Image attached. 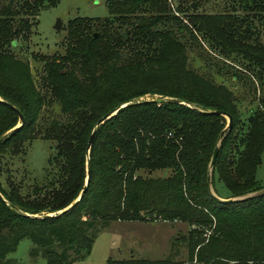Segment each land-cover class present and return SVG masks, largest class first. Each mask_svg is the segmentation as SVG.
Here are the masks:
<instances>
[{
	"label": "trees",
	"instance_id": "trees-1",
	"mask_svg": "<svg viewBox=\"0 0 264 264\" xmlns=\"http://www.w3.org/2000/svg\"><path fill=\"white\" fill-rule=\"evenodd\" d=\"M44 1L0 3V264H17L6 255L22 237L31 257L73 262L112 219L184 221L187 256L106 264H264V194L222 202L206 183L219 138L213 192L230 197L264 186L255 176L264 148V0H225V12H189L187 24L166 0H105L107 16L67 20L63 51L37 57V81L9 47L27 38L28 15ZM190 5L178 0L176 8ZM186 37L247 70L259 91L255 108L242 114L230 88L188 66ZM52 104L60 116L42 117ZM11 105L23 117L16 127ZM211 109L230 116L226 130ZM37 136L52 140V150L41 177L30 179L12 163Z\"/></svg>",
	"mask_w": 264,
	"mask_h": 264
},
{
	"label": "rangeland",
	"instance_id": "rangeland-1",
	"mask_svg": "<svg viewBox=\"0 0 264 264\" xmlns=\"http://www.w3.org/2000/svg\"><path fill=\"white\" fill-rule=\"evenodd\" d=\"M6 1L0 0V3ZM166 2L172 12L186 24V14L189 12H225V0H189L190 4L194 3V6L190 5L188 9L183 7V10L176 8L178 0H166ZM107 14L105 0H54V3L45 0L38 10L28 15L31 25L27 38H19L17 44L9 47V50L28 61L32 75L38 81L40 61L37 57L63 51L62 42L68 19L74 17L103 18ZM56 18L60 20L59 31L53 27ZM181 34L186 36L184 30ZM188 38L185 39L188 66L198 73H203L212 81L223 83L230 88L242 114H245L249 108H255L259 91L254 80L252 86L250 85L251 77L247 70L230 60L229 56L216 52L200 37L193 38L195 40H188ZM248 86L249 90H247ZM144 96L148 97V95ZM41 115L45 118L60 116L58 106L56 104L44 106ZM51 148L52 140L40 136L34 137L28 142L22 160H15L12 166H16L19 170L24 169L30 179H39L46 165V159L51 153ZM166 171L157 169L152 173L164 175ZM255 176L261 184H264V148ZM215 186L221 194L226 193L222 182L215 180ZM187 228L186 222L179 220L112 219L92 238L88 253L67 264H106L107 259L154 260L170 258L173 254L175 260L184 261L187 251L181 235L186 233ZM174 238H177L176 241H173ZM31 244L29 238L22 237L18 240L15 250L6 256L17 264H46L40 255L29 256L28 251Z\"/></svg>",
	"mask_w": 264,
	"mask_h": 264
},
{
	"label": "water",
	"instance_id": "water-1",
	"mask_svg": "<svg viewBox=\"0 0 264 264\" xmlns=\"http://www.w3.org/2000/svg\"><path fill=\"white\" fill-rule=\"evenodd\" d=\"M193 6H194V3L191 2V7H193ZM53 27H54L55 30L59 31V28H60V20L58 18L55 19V22L53 24ZM122 34H123V36L125 35L124 32ZM93 35H96V32H93ZM140 98L141 97L134 98V99H136V101H137ZM162 99H168L170 101L177 102V103H184L182 100H180V99H178L176 97L164 96V97H162ZM131 101H133V99L132 100H129L127 102L122 103L120 106H123L126 103H129ZM11 106L17 111V114H18L19 123H17L14 126V127H16V126H18V125H20L22 123L23 117H22V114L13 105H11ZM115 111H116V108H113V109L107 111L106 113H104L101 117H99L97 119L95 126L98 123L102 122L104 119L108 118ZM207 112L218 113V114L223 115L226 118V124L223 127V131L226 130L229 127V125H230V116L227 113H225L224 111L219 110V109H211V110H207ZM92 136H93V130L89 133L88 138H87V141H86V152L88 151L89 145H90L91 140H92ZM218 142H219V138H218V140H217V142L215 144V147L212 150V153H211V156H210V160H209V164H208V168H207V174H206V183H207V188H208L210 194H212L217 200L222 201V202H228V201H233V200H241V199H245V198H248V197L259 196V195L264 194V186H262L261 188H259L257 190H254V191H251V192L242 194V195L230 196V197H220V196H217L213 192L212 187H211V183H210V170H211V164L213 163V160H214L215 155H216V151H217V147H218ZM85 170H86V174H85V178H84V186L81 189L79 195L77 196V198L75 200L78 199V197L80 196V194L83 192V190L85 188V185H86V182H87V178H88V172H89L88 162H86ZM0 199H2V200L5 201V199L1 196V194H0ZM11 206L15 208L14 205L11 204ZM48 214H51V213H48Z\"/></svg>",
	"mask_w": 264,
	"mask_h": 264
}]
</instances>
